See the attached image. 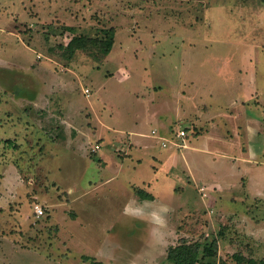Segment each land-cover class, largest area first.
I'll use <instances>...</instances> for the list:
<instances>
[{"label":"rangeland","instance_id":"obj_1","mask_svg":"<svg viewBox=\"0 0 264 264\" xmlns=\"http://www.w3.org/2000/svg\"><path fill=\"white\" fill-rule=\"evenodd\" d=\"M111 26L115 43L105 54L94 39L105 40ZM74 34L89 40L72 53L67 43ZM49 59L64 78L61 101L71 102L67 111L79 114L76 126L90 133L85 136L88 157L84 147L78 156V149L53 144L52 139L66 135L49 110L18 108L25 66L35 61V68ZM190 80L189 92H202L208 103L203 109L211 108L212 115L225 112L221 105L230 106L235 98L246 100L256 87L260 90L252 99L261 100L257 109L264 110V0H0V264H88L94 259L125 264L123 258L133 264L153 259L176 264L163 256V247H153L144 260L137 242L143 236L115 225L135 187L170 207L168 246L197 241L207 245L213 255L208 259L216 264H239L235 253L264 258V174L253 178L250 171L219 164L229 139L224 142L214 136L215 129L204 132L206 126L184 120L172 123L170 132L186 129L184 148H164L155 138L133 135L132 130H160L164 113L175 120V109L168 105L171 86ZM148 83L161 84L157 104L148 101ZM157 111L162 113L155 118ZM224 112L218 119L227 130ZM27 131L33 135L32 149L25 143ZM39 132L45 135L39 138ZM113 137L125 138L117 146L128 150L133 137L144 147L120 157ZM253 140L264 147V126ZM97 142L102 148L93 152ZM101 156L109 166H102ZM43 160L46 166H37ZM10 161L18 166H4ZM164 166L177 173H165L170 169ZM203 184L208 197L199 190ZM37 202L46 209L42 217L34 213ZM200 250L202 261L205 251ZM84 254L96 258L86 261Z\"/></svg>","mask_w":264,"mask_h":264},{"label":"crops","instance_id":"obj_2","mask_svg":"<svg viewBox=\"0 0 264 264\" xmlns=\"http://www.w3.org/2000/svg\"><path fill=\"white\" fill-rule=\"evenodd\" d=\"M36 57L38 56L36 55ZM34 63L35 61L28 62L27 66H25L24 73H22L24 74V77H25V79H23L22 77L23 82L21 81L24 84V86L22 87V91L24 92L22 95V98L17 97L18 93L14 94V96L17 97L18 100L20 99V104H18V108L26 107V105H30L32 106V110H31L32 113L37 112L39 110L41 111L43 109L49 110L50 113L53 115V119L56 122L57 127L62 126V128L65 131V135H66V139L64 140L52 139L51 141L54 142L53 144H55L56 146L69 148L70 150L78 149L79 151L76 153L78 154V156H80L79 152H81V147H84L82 148L83 154L85 157H88L89 151L86 148L87 141H85L86 140L85 136L86 137L90 136L89 135L90 133L87 130H79L78 127L76 126L77 122H79L80 120L76 118V116H78L79 114L76 113L72 115L67 111V108L71 107V102L64 103L63 101H61L60 91L66 90V88L63 87V82H61L64 78L61 79V76L58 70L54 69L55 65L58 66V64H56L54 61L51 62V60H50V63L36 62L37 67L34 68L33 67ZM14 71L15 70H13L11 74L17 73ZM190 81L191 82L183 81L182 86H176V85L174 87L171 86L172 93L170 94V97H169L171 100L168 103V105H170V108L175 109L174 110L175 120L173 119V117H169L167 114L165 115L164 113L162 117V126L160 127L161 128L160 130L156 129V127L151 130V133H145L141 131L138 132V131L132 130L133 135L134 136L143 135L147 137L150 136L152 138H155L158 142H160L162 147L164 148L171 147L172 149H175V148L180 149V148H184L188 146L187 141H186V145L184 146H178L174 144L173 142H169L167 145L163 144L164 139H173L176 137V133L178 130L174 133V135L170 134V132H174V131H171L172 123H176L178 121L184 120L185 121L184 123H187L188 125H193L194 127L206 126L207 129H205L204 132L210 129H215V131L213 132L214 136L218 135L219 138H221L222 136L223 139H225L224 142L226 141V139H229V144H230L229 149L222 152L223 156L221 160H219V164H224V166H235V168L239 171L244 169L246 170L245 173H248V171L252 172L253 178H256V177L261 178L260 176H258V174L259 173L264 174V158L262 157V154H264V147L261 148L256 145L255 140H253V135H256V133L262 130L264 126V110L257 109L258 107H260L261 100L252 99V97H254L253 93L258 94L260 89L257 87L256 88L254 87L255 89H253L251 96L248 97L246 100L235 98L234 100L229 101L230 106L223 105V104L221 105V107L224 106V108H227L225 109L226 113L223 110L222 111L224 112V114L229 116V122H228L229 126L227 127V130H225V127L223 125L220 126L221 120L218 119L219 116L223 115V112L219 113L218 111L217 113H215V115H212L211 113L212 111H210L211 108H209L210 112L204 111L203 108L205 106H208V103L203 101L204 96L202 92L200 91L199 93L194 92V94L189 92L191 83H193V80H190ZM85 88H89V87H83V90H85ZM145 88H146L145 93L149 97L148 101L152 104H157V102L160 100L161 95L159 96L156 93V91L161 89V84L160 83H148V85H145ZM90 93L91 91L89 88V93L86 92V95L88 94L90 95ZM149 105L146 108H150ZM212 106H214V103L213 105L211 103L209 107H212ZM191 108L193 110H191ZM60 109H62L61 112L63 114L58 113V110ZM11 113H13L12 110H11ZM160 113H162V111H157V113L152 114V116L157 118V115L159 116ZM172 114H173V111H172ZM29 119H33V117L30 115ZM168 119H171V121L169 122ZM40 127H41V130L47 134V130H44V126L41 125ZM70 130L73 133H78V135L76 137H73L71 135ZM153 130H156L155 133H153ZM40 135L41 136L39 138H42L45 134L43 135L40 133ZM25 138H26L25 140L26 146L31 147L30 149H32L33 143H30V140L33 139L32 133H30V131H27ZM124 139L125 138L120 137L118 138V141L124 142L123 141ZM113 140H114V137H113ZM130 140L131 139H129V141ZM118 141L114 140L113 143L111 144L116 146L115 151L118 152V155L120 157H124L127 155H133L130 149H132L133 147H140L144 145L141 141H137L135 137H133V142L130 141V143L127 144L129 145V148H130L128 150L126 145H123L122 147L117 146V145H120ZM18 144H21V143H18ZM96 144H100V148H102V144L100 142L95 143V145ZM95 145L94 147H92L93 152L97 150V149H94ZM23 147L24 146L21 145V148ZM121 151H122V154H126V155L122 156V154H120ZM71 153H73V151H71ZM100 160H101L102 166H109L108 159L105 156H101ZM45 162L46 160H43L39 162L37 166H46ZM4 166H18V165L15 162L10 161L7 164H4ZM120 166H123L122 163H120ZM164 168L170 169V171L164 170L165 173H168L170 175L171 174L174 175L177 173V171H174L173 173L174 168L171 166H167V167L164 166ZM246 176L247 175L241 176V179L244 180ZM176 187H178L177 184L174 188ZM138 189H139L138 187H135L134 194L132 192L129 198L131 197L137 200V202L139 203H142L144 201H149L152 203L153 208H155V206L159 207L160 205H164L163 204L164 201L158 200L157 195L153 194L152 192L147 191L148 193L152 194L153 197L151 198L141 197L138 194ZM124 206L125 205H122L123 210H124ZM133 206H136V205H133ZM123 210H122V213H123ZM122 213L120 215L121 221H118V223L115 225L117 226L119 225V228L122 229L123 231L125 230V228L138 230V233H140V235L143 236V239H139V240L141 242H146V245L150 244L149 246H146L142 244L139 240L137 241L139 242L138 256L143 255L141 257L144 258V260H147L146 256L150 255V253L153 251L152 250L153 249L152 240H151V237L149 236V231L152 226L145 221H142L139 219H132L129 216L126 217ZM170 232H171V224H169L168 222L167 233H170ZM171 245L173 244H170L169 246L166 247V249L164 250V255L162 254L163 256L167 257L168 249ZM84 255H87V254H84ZM87 256L91 258L92 257L96 258L95 256H91L89 254ZM133 257L136 258V255ZM117 259L122 261L121 256H118ZM117 259L112 258V260H117ZM130 259L123 258V261L125 262V264H133L135 260L131 262ZM150 262L151 263L149 264H160L158 260L156 259H153Z\"/></svg>","mask_w":264,"mask_h":264},{"label":"trees","instance_id":"obj_3","mask_svg":"<svg viewBox=\"0 0 264 264\" xmlns=\"http://www.w3.org/2000/svg\"><path fill=\"white\" fill-rule=\"evenodd\" d=\"M69 29H74L72 26H68ZM102 31V30H101ZM108 35L107 38L105 40H97L94 39L97 43H99V47L102 49L103 53L108 54L112 48L113 45L115 43V34H116V30L113 26H111L109 28V30L107 31ZM89 38L86 35H78V34H74L72 36V38L69 40V42L67 43V47L68 49L72 50V53L75 51L76 47H80L83 45V42L88 41ZM88 43V42H87ZM10 142V140H9ZM12 144V142H11ZM12 145H16V144H12ZM138 194L141 197H153L152 194L138 189ZM188 242V241H187ZM195 243L194 245L191 244H185V243H180V244H175V245H171L168 249V254L167 257L169 260L175 262L176 264H216L215 262H213L212 260H209L208 257H212L213 255H211L210 252H208L207 250V245H201L199 244L197 241L193 242ZM198 243V244H197ZM202 249L203 251H205L200 257L202 258V261L199 258V252H201ZM215 250L218 249H214ZM206 254H208L206 256ZM84 259L87 261L89 260V256L84 255L83 256ZM234 259L239 263H243L246 262L248 264H264V258L260 259V260H256L255 258H247V257H243L241 254L235 253L233 254ZM88 264H103L102 261L100 260H90L88 261ZM220 264H228L227 261H223Z\"/></svg>","mask_w":264,"mask_h":264},{"label":"clouds","instance_id":"obj_4","mask_svg":"<svg viewBox=\"0 0 264 264\" xmlns=\"http://www.w3.org/2000/svg\"><path fill=\"white\" fill-rule=\"evenodd\" d=\"M123 211L126 216L145 221L152 226L149 236L153 247L166 248L168 246V214L171 211L168 205H160L159 210H156L149 201L139 203L135 199H130L125 204Z\"/></svg>","mask_w":264,"mask_h":264},{"label":"built area","instance_id":"obj_5","mask_svg":"<svg viewBox=\"0 0 264 264\" xmlns=\"http://www.w3.org/2000/svg\"><path fill=\"white\" fill-rule=\"evenodd\" d=\"M86 92L89 93V88H85ZM156 130H153V133H155ZM186 137H187V131L185 128L179 129L176 133V137L173 139H164L163 144L167 145L169 142H173L174 144L178 146H184L186 145ZM100 148V144H96L94 149ZM199 190L201 194L204 197H208L210 191L207 185L203 184L199 187ZM34 213L38 217H42L46 214V209L44 207V204H41L40 202L34 204Z\"/></svg>","mask_w":264,"mask_h":264}]
</instances>
